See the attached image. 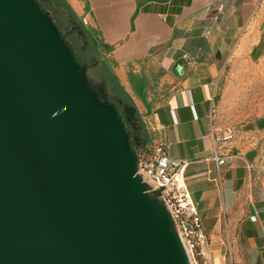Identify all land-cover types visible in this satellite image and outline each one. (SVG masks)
Instances as JSON below:
<instances>
[{
    "label": "water",
    "instance_id": "1",
    "mask_svg": "<svg viewBox=\"0 0 264 264\" xmlns=\"http://www.w3.org/2000/svg\"><path fill=\"white\" fill-rule=\"evenodd\" d=\"M102 91L37 0H0V264H191Z\"/></svg>",
    "mask_w": 264,
    "mask_h": 264
},
{
    "label": "crops",
    "instance_id": "2",
    "mask_svg": "<svg viewBox=\"0 0 264 264\" xmlns=\"http://www.w3.org/2000/svg\"><path fill=\"white\" fill-rule=\"evenodd\" d=\"M68 1L107 45L149 152L186 161L200 264H264V117L229 123L216 96L230 64L264 77V0Z\"/></svg>",
    "mask_w": 264,
    "mask_h": 264
},
{
    "label": "built area",
    "instance_id": "3",
    "mask_svg": "<svg viewBox=\"0 0 264 264\" xmlns=\"http://www.w3.org/2000/svg\"><path fill=\"white\" fill-rule=\"evenodd\" d=\"M218 163L224 160L216 156ZM186 161L171 158L163 146H157L144 158H140L138 172L149 184V192L159 191V198L165 202L174 225L184 243L191 264H200L199 246L204 243L197 207L189 193L186 178Z\"/></svg>",
    "mask_w": 264,
    "mask_h": 264
},
{
    "label": "trees",
    "instance_id": "4",
    "mask_svg": "<svg viewBox=\"0 0 264 264\" xmlns=\"http://www.w3.org/2000/svg\"><path fill=\"white\" fill-rule=\"evenodd\" d=\"M38 1L42 7L45 5L55 12L57 19L62 20V22L59 23L63 27L66 29L70 28V31L78 29L79 32H81L80 35L85 39L86 45L85 47H80L79 50H76L74 48V46L76 47L75 41V44L73 43V46L71 45L72 50L80 62L88 63L90 78L104 86L107 91L108 100L114 103L115 106L124 113L133 115L135 126L133 128L134 132H132L133 135H131V143L138 156H140L138 150L140 149L139 151L142 152V150L148 147L151 141L147 125L138 114L134 99L121 83L120 78L115 73L109 59L104 57L102 61L97 64L93 58V56L101 54L103 50L108 51L107 45L103 43L104 47L102 46V41L97 37L95 30L83 22V17L78 15L68 0ZM63 37L67 39L65 33H63ZM159 194V191L153 192L154 196H159Z\"/></svg>",
    "mask_w": 264,
    "mask_h": 264
},
{
    "label": "rangeland",
    "instance_id": "5",
    "mask_svg": "<svg viewBox=\"0 0 264 264\" xmlns=\"http://www.w3.org/2000/svg\"><path fill=\"white\" fill-rule=\"evenodd\" d=\"M43 8L50 12V15L52 16L54 22L61 31L62 36L63 33L66 34L67 39L65 38L64 39L69 43L70 47L71 45L73 46V43L75 44V41H76V47L78 48L77 49L74 46L76 50H79L80 47L82 48L85 47L86 41L80 35L81 32H79L78 29H73L72 31H70V28L69 29L67 28L68 29L67 30L65 27H63L60 24L62 20L57 19V16L52 9L48 8L45 5L43 6ZM83 22L85 23L84 20ZM97 37L100 38L98 35ZM102 46L104 47L103 42H102ZM105 54L106 51L103 50L101 54L93 56L94 61L97 64L100 63L102 59L105 57ZM256 58L257 59L255 60V62H257L259 57ZM110 63L113 67V63L111 61ZM84 64H87V66L89 67L88 63H84ZM243 71L244 70L242 68H239L236 70L237 74L232 75L233 70L230 64L225 72V75L221 77L222 82H220L217 86V92H216L217 103L220 104V106L222 107L221 110L223 111V114L225 115L229 123H239L256 117H264V77H259L256 75H244ZM89 73L90 72H88V75ZM92 81L95 84L100 85V83L96 82L95 80L92 79ZM139 150H138L140 155L139 158L141 159L146 157L149 153V147L142 150V152H140Z\"/></svg>",
    "mask_w": 264,
    "mask_h": 264
},
{
    "label": "flooded vegetation",
    "instance_id": "6",
    "mask_svg": "<svg viewBox=\"0 0 264 264\" xmlns=\"http://www.w3.org/2000/svg\"><path fill=\"white\" fill-rule=\"evenodd\" d=\"M102 87H103V91H102V95L108 99V96H107V91L105 90L104 86L102 84H100ZM118 109V108H117ZM121 117L123 118L124 122H125V125H126V128H127V131L129 132V135H130V138L132 137L131 135L132 132H134L133 128L135 126V120L133 118V115H128L126 113H124L123 111H121L120 109H118Z\"/></svg>",
    "mask_w": 264,
    "mask_h": 264
}]
</instances>
